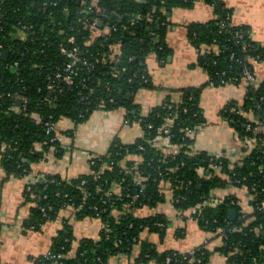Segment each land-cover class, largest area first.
Segmentation results:
<instances>
[{
  "label": "trees",
  "instance_id": "trees-1",
  "mask_svg": "<svg viewBox=\"0 0 264 264\" xmlns=\"http://www.w3.org/2000/svg\"><path fill=\"white\" fill-rule=\"evenodd\" d=\"M84 1L0 0V163L7 175H29L50 149L62 153L57 133H45V120L56 125L68 119L77 125L96 110L125 109L127 120L138 123L144 135L128 145L114 142L105 154L90 160L89 174L70 180L45 175L28 185L30 192L24 189L25 201L33 204L24 224L26 229L38 230L70 207L77 219L91 217L102 223L99 241H80L73 258L68 257L72 235L65 225L49 255L33 264H106L111 256L130 257L138 244L140 253L134 264H165V258L177 252H157L154 245L140 242V235L148 230L162 236L169 221L158 214L139 218L135 211L162 203L166 187L178 211L201 207L195 217L203 231L225 229L216 250L225 257L226 264H264V211L259 209L264 200V131H257L264 126V81L257 88H247L242 104L229 102L221 110L243 143L255 141L251 152L234 164L194 151V139L184 135L185 128L205 124L199 105L203 88L182 89L176 101L167 96L147 115H142L132 100L139 89L153 88L147 59L154 56L157 62L165 63L169 56L166 35L174 8H190L196 2L214 8L212 21L184 26L189 42L202 53L199 65L207 73L208 85H239L243 64L264 60V49L251 39L247 27L232 25L229 12L217 0H98L100 30L106 26L116 29L109 41L84 28V21L97 17L94 10H87L90 0ZM148 14L152 22L146 20ZM235 31L243 37L236 40L232 34ZM71 36L74 45L66 42ZM117 44L121 55L117 65H112L110 46ZM61 46L76 47L82 57L99 61L94 68L77 71L72 88L57 94L48 91L47 85L67 62L59 52ZM203 46L209 47L210 53H203ZM248 67L253 72V65ZM15 94L27 98L26 108L13 99ZM12 105L20 110L10 111ZM32 115L41 117V122ZM168 120H172L169 140L178 147L171 156L153 146L154 140L163 135L160 127ZM37 143L42 144V150L35 149ZM115 186L119 192L113 191ZM227 188L246 189L253 197L251 215L242 212L235 195L223 198L214 207L207 204L214 199V190ZM31 194L36 197L34 201ZM231 210L235 211L234 217L229 215ZM193 251V255L183 253L186 259L177 254L170 264L207 262L210 252L203 245Z\"/></svg>",
  "mask_w": 264,
  "mask_h": 264
},
{
  "label": "crops",
  "instance_id": "crops-1",
  "mask_svg": "<svg viewBox=\"0 0 264 264\" xmlns=\"http://www.w3.org/2000/svg\"><path fill=\"white\" fill-rule=\"evenodd\" d=\"M229 12L232 25L247 27L251 39L264 49V0H217ZM214 19V8L204 2H196L190 8H174L169 16L170 29L166 35L169 56L165 63L157 62L156 57L147 59L151 75L152 89H139L133 95V104L142 115H147L151 109L160 105L169 96L176 101L178 91L190 88H203L199 100L205 124L194 137L193 150L205 152L217 159H226L231 164L241 162L252 150L255 144H248L234 133L233 129L222 117L221 110L229 102L242 104L246 99L247 86L245 84L210 87L208 76L199 65L197 50L188 40L184 26L190 23H207ZM256 82L264 81V60L253 66ZM94 111L89 120L79 128H86V135H92L93 141L89 146H96V155L85 158L84 151L74 147V130L78 128L70 120L63 119L56 124L57 137L61 143L62 153L57 154L50 149L40 162L33 165L29 175L18 178L7 175L0 163V264H33L34 261L49 255L53 242L59 236L64 226L70 228L71 250L69 258H73L82 240L99 241L102 223L100 219L86 217L77 219L72 208L59 211L57 217L44 223L38 230L24 227L30 217L33 204L26 202L24 189L31 183L45 175H57L70 180L80 175L91 173L90 160L105 154L114 142L116 135L122 145H128L142 138L144 133L140 125L126 118V111L118 108L115 115ZM104 111V110H103ZM119 111V112H118ZM255 120L254 117L249 116ZM88 123V124H86ZM96 125L101 127L98 130ZM76 127V128H75ZM94 127V128H93ZM101 131L106 132L104 137ZM257 131H264L260 125ZM80 138L76 141L79 146ZM92 140V139H91ZM112 142V143H111ZM153 146L168 156L178 152V147L172 144L168 137L158 136ZM114 192H119L117 186ZM165 200L155 208H142L135 211L137 217L162 215L169 221L165 233L145 230L140 235V242H148L156 247L157 252L176 251L187 253L194 248L204 246L209 252L205 264H226L223 255L217 252L222 241L217 235L203 231L195 221L183 220L173 202L168 188H164ZM235 195L239 198L242 212L251 215L253 212V197L246 189H216L213 191L215 199H223ZM119 216L118 212L114 213ZM140 253V244L133 248L130 257L126 255L111 256L106 264H134V258ZM139 264H159L149 261Z\"/></svg>",
  "mask_w": 264,
  "mask_h": 264
},
{
  "label": "built area",
  "instance_id": "built-area-1",
  "mask_svg": "<svg viewBox=\"0 0 264 264\" xmlns=\"http://www.w3.org/2000/svg\"><path fill=\"white\" fill-rule=\"evenodd\" d=\"M81 2V4H85L84 0H79ZM135 1H141V0H135ZM88 8L87 10L91 13V10H94L95 14L97 17L92 18L91 22L89 21H84V28L91 31L94 34H100L106 41H109L112 39L113 37V31H116V29H108V27L106 26V29L101 31L100 30V26H102L101 21L98 17V15H100L101 13V8L98 5V0H90L89 4H88ZM152 13L155 12V9H152L151 11ZM139 19H141V16H138ZM146 20L149 22H152L153 19L152 17L148 14L146 16ZM127 28H124V30H126ZM233 36L235 37L236 40H239L243 37L242 33L240 31H235L232 33ZM151 35H153L151 33ZM67 44L69 45H74L75 44V38L73 36L69 37L67 39ZM90 43V41H88ZM111 48V53L108 55L111 59L112 65H117L118 63V58L121 55V49H120V45H115V46H110ZM0 49H2V46H0ZM209 47L203 46L201 47V50L203 53H210V49ZM59 52L61 55L65 56L67 58V62L64 65V67L62 69H58L54 74H53V78L50 80V82L47 85V90L48 91H52L53 93H57V94H62L64 93L65 89H71L73 84H74V78L77 75V71L82 70L83 68H94V64L97 63L99 60L97 58L94 59V62L90 61L89 59H87L86 57H82L79 49H77L76 47L70 49L69 47L67 48L66 46H61L59 49ZM102 58V56H101ZM131 59V58H130ZM129 59V61H130ZM258 63L256 60H248V63H244L242 66V72H241V76H240V84H245L248 87L253 86L254 88L258 87V82H256L255 76L253 74V72H251L250 68L248 67V64H252L253 66ZM123 70H125V68H123ZM143 78V77H142ZM226 85H233L231 83H228ZM210 87H215L212 84H209ZM15 100H18L20 102V104L26 108V104H27V98L25 96L22 95H18L15 94L14 98ZM10 111H19L20 108L18 105H12L9 108ZM8 110V111H9ZM232 112H235V109L232 108L231 109ZM32 118L34 120H36L37 122H41V117L37 116V115H32ZM172 120H168L164 125H162L159 129V131L166 137H168L169 134V127L171 126ZM43 126L45 128V133L46 134H50L53 132H56V125L53 124L50 121H46L43 123ZM203 125H196L193 126L192 128H185L184 130V135L190 139H194L195 135L202 129ZM169 138V137H168ZM54 141V139H50V142ZM246 142H248V144H254L255 141L254 140H247ZM42 144L41 143H37L35 145V149L37 151L42 150ZM4 150V147H3ZM215 169V171H219L218 167L215 166L213 167ZM25 190H27L28 192L31 191L30 187H26ZM35 196L33 194L30 195V199L32 201L35 200ZM223 199H212L209 202H207V204H210L211 206H216L218 205L220 202H222ZM206 204V203H205ZM71 208V207H70ZM201 208L200 206L197 207V209ZM197 209H192V210H188L186 212H181L180 211V218L183 220H190V221H195L196 222V217L195 215L197 214L196 211ZM259 209L261 211H264V200L260 203ZM225 229L223 228H218L216 230L215 235H217L220 238H224L225 235ZM210 233V232H209ZM222 241V240H221ZM194 251H190L187 254L188 255H193ZM182 255L183 259H186V255H183V253L181 252H177L176 254L170 256H167L165 258V264H170L171 263V258L175 257L176 255ZM58 264H62V263H58Z\"/></svg>",
  "mask_w": 264,
  "mask_h": 264
},
{
  "label": "rangeland",
  "instance_id": "rangeland-1",
  "mask_svg": "<svg viewBox=\"0 0 264 264\" xmlns=\"http://www.w3.org/2000/svg\"><path fill=\"white\" fill-rule=\"evenodd\" d=\"M117 110L118 109H114V110H104V111L102 110L101 112L109 113L110 115H115L116 112H117ZM88 120H89V118H88ZM83 123L84 122L79 123V124H77L75 126H77V127L79 126L80 127ZM86 124H88V123H86ZM79 127L78 128L75 127L76 129L74 130V135H73L74 147L75 148H78V149H82L84 151L83 153H84L85 158H87L88 156H90V153H92L91 155H96L95 153H99V152L96 151V146H93V147L92 146H89L90 145L89 143H91L93 141V136L92 135H86V133L88 132L87 131V127H90V126H87L86 128H81V129ZM96 127L98 128V130H101V127L100 126L96 125ZM101 132L103 133L102 135L104 137H106V135H107L106 132H104V131H101ZM56 133H57V131H56ZM119 137H117L115 135L113 137V139H112V142L117 140V141H119V142L122 143V141H121V139ZM79 138H80V140L78 142V144H79V146H78L76 141Z\"/></svg>",
  "mask_w": 264,
  "mask_h": 264
},
{
  "label": "water",
  "instance_id": "water-1",
  "mask_svg": "<svg viewBox=\"0 0 264 264\" xmlns=\"http://www.w3.org/2000/svg\"><path fill=\"white\" fill-rule=\"evenodd\" d=\"M3 54H5V53H3ZM129 96H131V95H129ZM251 202L253 204V201H251ZM229 215H230V217H234L235 211L234 210L229 211Z\"/></svg>",
  "mask_w": 264,
  "mask_h": 264
}]
</instances>
